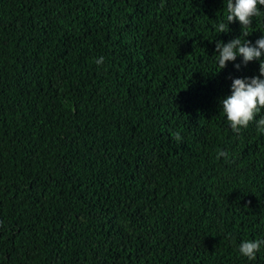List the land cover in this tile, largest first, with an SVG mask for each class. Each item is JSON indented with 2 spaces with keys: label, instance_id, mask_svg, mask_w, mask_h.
I'll use <instances>...</instances> for the list:
<instances>
[{
  "label": "trees",
  "instance_id": "16d2710c",
  "mask_svg": "<svg viewBox=\"0 0 264 264\" xmlns=\"http://www.w3.org/2000/svg\"><path fill=\"white\" fill-rule=\"evenodd\" d=\"M260 11L218 34L223 0H0V264H264L238 252L264 134L219 104L260 61L215 51Z\"/></svg>",
  "mask_w": 264,
  "mask_h": 264
},
{
  "label": "clouds",
  "instance_id": "9594fccd",
  "mask_svg": "<svg viewBox=\"0 0 264 264\" xmlns=\"http://www.w3.org/2000/svg\"><path fill=\"white\" fill-rule=\"evenodd\" d=\"M225 20L216 25L218 34L227 33L228 25L238 21L241 30L248 29L252 25V18L261 15L260 8L264 6V0H223ZM163 6V5H162ZM248 31H243V36L247 37ZM215 51L217 54L218 66L220 69L226 67L227 62H233L237 56L242 57V63L247 64L253 60L260 61L259 76L251 78H235L231 83L230 95L220 99L221 112L233 133L239 134L241 129H246L248 125L255 121L256 130L264 134V115L257 120V115L264 109V34H262L254 44L240 36L233 38L227 43L216 41ZM97 65L104 63V57L95 59ZM237 69L239 64L234 65ZM172 138L182 141L180 132L172 133ZM221 157L226 162L229 160V153L223 150H217L216 159ZM264 245V239L242 240L238 245V252L249 261L256 259V254Z\"/></svg>",
  "mask_w": 264,
  "mask_h": 264
}]
</instances>
